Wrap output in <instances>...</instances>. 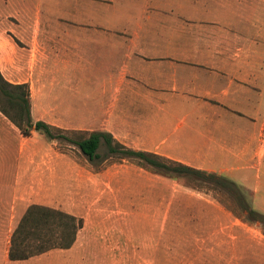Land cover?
<instances>
[{
	"label": "crops",
	"instance_id": "0c3cea01",
	"mask_svg": "<svg viewBox=\"0 0 264 264\" xmlns=\"http://www.w3.org/2000/svg\"><path fill=\"white\" fill-rule=\"evenodd\" d=\"M2 3L18 23L9 22L0 40V70L8 82L29 86L33 121L107 132L135 151L226 173L208 166L218 155L241 163L230 170H256L261 179L264 0ZM1 124L20 144L28 139L2 114ZM22 146L16 160L0 161V264H55L45 257L53 252L75 255L77 264H156L152 248L146 259L138 247L126 259L123 252L80 256L78 240L67 250L11 261V235L27 203H42L45 194ZM4 154L0 141V159ZM148 235L137 231L136 238Z\"/></svg>",
	"mask_w": 264,
	"mask_h": 264
},
{
	"label": "rangeland",
	"instance_id": "374dc122",
	"mask_svg": "<svg viewBox=\"0 0 264 264\" xmlns=\"http://www.w3.org/2000/svg\"><path fill=\"white\" fill-rule=\"evenodd\" d=\"M2 1L0 40L6 36L9 22L18 23V16L10 12L11 6ZM261 94L264 103V90ZM260 111L264 113V105ZM65 131H70L67 137L76 139L72 130ZM27 138L20 144L19 134L8 124H1L0 141L5 154L0 161L16 160L17 150L23 145L24 159L32 164L36 182L44 183L45 193L42 203L27 204L82 219L74 250L80 256L95 252L115 257L116 252H123L126 259L138 247L145 259L152 248L156 264H264V235L259 221L255 219L251 225L236 218L240 209L264 215V170L256 182V170H230L241 163L216 155L209 168L229 171H202L225 177L235 188L230 196L210 189L199 192L148 172L133 161L104 160L103 146L98 150L102 158L90 163L68 142L49 143L34 132ZM137 231L142 235L149 233L150 238L137 240ZM36 243L31 241L30 246ZM90 245L97 249L90 250ZM84 246L89 249L83 250ZM53 253L45 257L54 258L55 264L78 262L75 255Z\"/></svg>",
	"mask_w": 264,
	"mask_h": 264
},
{
	"label": "trees",
	"instance_id": "16d2710c",
	"mask_svg": "<svg viewBox=\"0 0 264 264\" xmlns=\"http://www.w3.org/2000/svg\"><path fill=\"white\" fill-rule=\"evenodd\" d=\"M15 42L19 44L17 41ZM0 114L17 129L21 136L27 138L34 132L49 143L68 142L75 146L90 163L102 158L98 154V150L103 146L106 150L104 160L114 158L121 161H133L148 172L180 182L184 187L195 191L201 192V189H210L221 191L230 196L235 188V184L221 175L197 170L153 153L130 149L107 132L73 131L76 139H72L66 136L70 131L41 121L35 122L31 118L29 86L8 82L1 71ZM237 200L240 201L239 198ZM236 218L251 225L252 221L256 219L259 221L260 230L264 235V215L251 209L247 213L240 209ZM82 226V219L70 214L40 205L29 206L11 235L8 258L11 261H22L52 250H67L73 246L77 232ZM34 240L37 243L31 247L30 242Z\"/></svg>",
	"mask_w": 264,
	"mask_h": 264
}]
</instances>
